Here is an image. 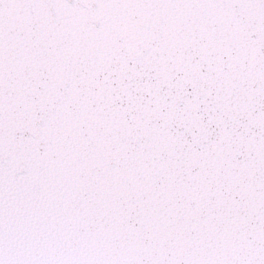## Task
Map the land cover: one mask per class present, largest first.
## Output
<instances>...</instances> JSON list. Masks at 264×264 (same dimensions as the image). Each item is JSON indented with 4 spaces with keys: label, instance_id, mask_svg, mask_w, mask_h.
Listing matches in <instances>:
<instances>
[{
    "label": "snow or ice",
    "instance_id": "snow-or-ice-1",
    "mask_svg": "<svg viewBox=\"0 0 264 264\" xmlns=\"http://www.w3.org/2000/svg\"><path fill=\"white\" fill-rule=\"evenodd\" d=\"M0 264H264V0H0Z\"/></svg>",
    "mask_w": 264,
    "mask_h": 264
}]
</instances>
